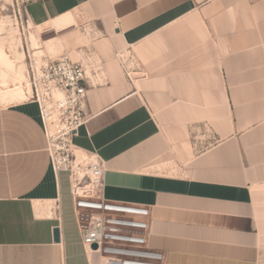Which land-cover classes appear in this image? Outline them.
Listing matches in <instances>:
<instances>
[{
    "label": "crops",
    "instance_id": "obj_1",
    "mask_svg": "<svg viewBox=\"0 0 264 264\" xmlns=\"http://www.w3.org/2000/svg\"><path fill=\"white\" fill-rule=\"evenodd\" d=\"M23 1L61 41L93 33L69 48L96 83L74 143L104 197L151 208L166 264H264V0ZM66 173L38 105L1 104L0 264H89Z\"/></svg>",
    "mask_w": 264,
    "mask_h": 264
},
{
    "label": "built area",
    "instance_id": "obj_2",
    "mask_svg": "<svg viewBox=\"0 0 264 264\" xmlns=\"http://www.w3.org/2000/svg\"><path fill=\"white\" fill-rule=\"evenodd\" d=\"M129 57L118 54L132 80ZM28 79L31 92L26 100L39 107L53 170L57 176L69 174L74 213L89 264H166V253L149 244L151 208L106 199L102 193L105 159L97 152L79 151L74 143L79 129L91 119L86 100L88 87L96 83L86 65L68 55L44 57L38 65L31 56ZM59 208L58 200L54 209Z\"/></svg>",
    "mask_w": 264,
    "mask_h": 264
},
{
    "label": "rangeland",
    "instance_id": "obj_3",
    "mask_svg": "<svg viewBox=\"0 0 264 264\" xmlns=\"http://www.w3.org/2000/svg\"><path fill=\"white\" fill-rule=\"evenodd\" d=\"M23 2V0H0V44L9 54L11 59H19L21 56L20 53H24L23 59L18 64H23L22 70L25 74V78L26 73L28 74V67L31 56L34 57L38 65L41 64V60H43L44 57L57 59L62 57L63 55L69 56V48L71 45L73 50L76 49L75 51H80L79 49L75 48V45L81 43L78 42L77 36L80 41L84 43L87 42L88 37L93 34L89 28L87 30H83L77 27L74 31V35L71 36L70 40L61 41L60 39L62 38H56L58 36V33L56 31H42L40 27L36 28L35 26H32V24L27 22ZM31 32L34 33L39 50L41 51L38 56H34L33 54L35 50L33 49L31 43ZM75 33H77V35H75ZM70 58L72 60H76L79 57ZM1 73L2 72L0 70V89L4 90L7 87L12 86L13 82L11 80V75L9 74L8 76L10 77H6L7 85H5L3 83L4 79H2L3 77H1ZM25 78L22 81V84L26 83ZM1 100L2 99L0 97V105L7 103ZM66 174L68 175V173Z\"/></svg>",
    "mask_w": 264,
    "mask_h": 264
},
{
    "label": "bare ground",
    "instance_id": "obj_4",
    "mask_svg": "<svg viewBox=\"0 0 264 264\" xmlns=\"http://www.w3.org/2000/svg\"><path fill=\"white\" fill-rule=\"evenodd\" d=\"M30 38H31L33 49L35 50L33 54L34 56H38L39 53H41V51L39 50L38 43L36 41V38L33 32H31ZM20 55L21 56L19 59H11L9 54L5 51L3 46L0 44V70L2 72L1 77H3L2 79H4L3 83L7 85L6 77L9 74L11 75V80L13 82L12 86H9L4 90L0 89V97L2 99L1 101L3 102L8 103V102L27 99L29 96V93L31 92L28 74L26 73V78H25V74L22 70L23 64H18L23 59L24 53L21 52ZM24 78L26 79V83L22 84V81L24 80Z\"/></svg>",
    "mask_w": 264,
    "mask_h": 264
},
{
    "label": "water",
    "instance_id": "obj_5",
    "mask_svg": "<svg viewBox=\"0 0 264 264\" xmlns=\"http://www.w3.org/2000/svg\"><path fill=\"white\" fill-rule=\"evenodd\" d=\"M54 240L56 242H60V240H61V234H60V228L59 227H56L54 229ZM93 247L96 248L97 246L94 245Z\"/></svg>",
    "mask_w": 264,
    "mask_h": 264
}]
</instances>
